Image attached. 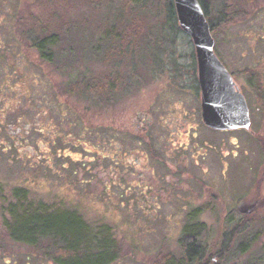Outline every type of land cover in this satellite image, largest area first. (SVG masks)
<instances>
[{"label": "rangeland", "instance_id": "rangeland-1", "mask_svg": "<svg viewBox=\"0 0 264 264\" xmlns=\"http://www.w3.org/2000/svg\"><path fill=\"white\" fill-rule=\"evenodd\" d=\"M202 1L213 51L246 99L248 129L211 130L204 123L197 48L175 0H0V66L18 58L12 36L19 27L33 31L34 43L50 42L46 54L34 51L27 60L19 54L32 68L30 146L43 142L42 109L51 104L49 122H59L62 133L101 147L108 136L117 139L130 165L124 171L140 175L95 193L79 184L73 164L68 176L52 173L0 125V264H56L49 240L32 247L8 236L3 218L17 192L104 229L117 242L118 259L110 264H164L184 256L190 218L206 255L228 241L232 251L241 243L246 251L236 250L232 262L263 253L264 0ZM7 43L11 58L4 57ZM10 88L4 87L15 95ZM140 111L154 118L145 140L132 130L127 141L107 133L106 125L124 127Z\"/></svg>", "mask_w": 264, "mask_h": 264}, {"label": "flooded vegetation", "instance_id": "flooded-vegetation-1", "mask_svg": "<svg viewBox=\"0 0 264 264\" xmlns=\"http://www.w3.org/2000/svg\"><path fill=\"white\" fill-rule=\"evenodd\" d=\"M180 5H182V3H180ZM176 12L179 14V8ZM18 33L19 35L17 36L14 31V36H12V33L9 32L13 39H18V41L15 42V45L19 49L18 58L15 61L2 63L0 66V71H4L3 78L0 81V125H3L2 128L9 133H13L18 139L21 138L23 141L21 144L26 145V148H21V150H29L32 153L33 158H35L38 162L45 161V166L50 168L52 173H56L60 176H68V169H71V164H73L74 169L72 172L77 174L79 184H85L95 193L100 194L102 188L109 190L114 185L123 187V185L127 184L126 181L130 176L134 180L136 178L140 179L139 174L133 172L128 174L124 171V169L126 167L129 168L130 165L124 159L126 151L123 150V148L115 147L118 143L117 139L108 136L105 141H102L104 145L101 147L96 144L88 143L86 139L79 137V133L73 135L69 133H62L63 129L59 125V122L56 125L49 122L51 104L48 106L45 105L46 107L42 109L48 120L47 127H45L43 131L45 138L41 144L36 143L35 147L30 146L28 136H30L33 129V124L31 123L32 121L29 113L32 112V101L30 102V96H27V94L29 92V83H31V79L33 78L32 68L25 60L19 57V54H22L26 60L33 55L34 51L39 54H46L45 52L49 48L50 42H45L44 37H42L34 43L33 31L30 29H23L22 27H19ZM20 46L23 47V49H21ZM3 52L4 57L6 58L14 56L12 45L10 43H7V47H4ZM6 58H4L5 62L8 61ZM196 58L197 81L199 83L198 87L200 93V73L202 71H206L208 68V70L210 69L211 76L213 77V82L210 88L216 109V115L218 118H222L224 120L226 119L229 110H232V113H236V111H238L237 103L234 99H232V97L234 92H241V88L237 84L233 73L230 71L228 72L232 80V87L230 89L224 88L221 84V80L224 79V74L221 70H217L210 61H204L201 68L197 51ZM13 79H15L14 82H12ZM105 80L110 81V77ZM10 85L15 88H12ZM123 86L124 85L120 83L116 90L122 88ZM4 87H11L9 90L10 93L17 92L15 95L9 94ZM110 90H107L108 94L105 95V97L107 96V98H105L107 100H109L115 93V89L112 87ZM6 93L9 94L7 95L9 98L5 100ZM137 116H139L137 121L126 123V126L121 128H113V126L106 125L105 128H107V133L115 137H122L124 141H127L128 138H126V133H129V130H132L134 131V134L139 135L145 140L148 136L149 128L154 125V118L149 116L148 112L143 111H140ZM112 129L114 130L111 131ZM209 129L216 130L213 128ZM116 130L119 133L114 135ZM220 131L233 130L228 129ZM1 141H3V138H1ZM118 150L122 151L119 152ZM145 156H147V154ZM153 173L154 171L150 172L151 175H153ZM90 183L94 187L90 186ZM62 184L63 183H61V185ZM64 189L61 188L62 191ZM121 203L123 204L124 202L121 201Z\"/></svg>", "mask_w": 264, "mask_h": 264}, {"label": "trees", "instance_id": "trees-1", "mask_svg": "<svg viewBox=\"0 0 264 264\" xmlns=\"http://www.w3.org/2000/svg\"><path fill=\"white\" fill-rule=\"evenodd\" d=\"M199 1L206 9L204 2ZM16 197L17 201L8 207L9 214L3 218L4 228L14 242L35 247L49 240L56 252L53 255L56 264H110L118 259L116 239L105 234L104 229L91 228L80 214L41 201H25L19 192ZM197 233L190 218L183 228L185 255L171 257L164 264H238L235 258L234 262L232 259L238 256L236 250L239 249V253L244 251L243 243L232 251L228 241L216 249L215 255L209 256L205 254L206 247ZM261 250L263 253L253 261L241 264H264V249Z\"/></svg>", "mask_w": 264, "mask_h": 264}, {"label": "water", "instance_id": "water-1", "mask_svg": "<svg viewBox=\"0 0 264 264\" xmlns=\"http://www.w3.org/2000/svg\"><path fill=\"white\" fill-rule=\"evenodd\" d=\"M179 8V17L181 24L187 32L193 37L196 44L199 64L202 68L204 61H210L217 70H221L224 79L221 84L224 88L232 87V80L229 72L220 62L213 51V38L210 34L209 24L205 18L204 11L199 0H175ZM182 3V5H180ZM204 74V75H203ZM213 77L210 69L200 73V86L202 92V119L204 123L214 129H239L250 127L249 108L244 95L240 92H234L232 99L237 103L238 111L232 113L229 110L226 119L218 118L212 98L211 84Z\"/></svg>", "mask_w": 264, "mask_h": 264}]
</instances>
